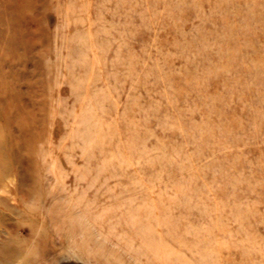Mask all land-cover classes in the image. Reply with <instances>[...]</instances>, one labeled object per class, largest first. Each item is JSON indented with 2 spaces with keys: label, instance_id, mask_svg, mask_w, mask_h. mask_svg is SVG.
<instances>
[{
  "label": "rangeland",
  "instance_id": "obj_1",
  "mask_svg": "<svg viewBox=\"0 0 264 264\" xmlns=\"http://www.w3.org/2000/svg\"><path fill=\"white\" fill-rule=\"evenodd\" d=\"M2 86L27 263L264 264V0H0Z\"/></svg>",
  "mask_w": 264,
  "mask_h": 264
},
{
  "label": "bare ground",
  "instance_id": "obj_2",
  "mask_svg": "<svg viewBox=\"0 0 264 264\" xmlns=\"http://www.w3.org/2000/svg\"><path fill=\"white\" fill-rule=\"evenodd\" d=\"M19 91H21L19 89ZM22 94V92H21ZM17 96L10 91L9 86H2V88H0V112L2 114L3 117V123H4V127L5 128H9V125L12 121V113L15 112L14 109L17 110L16 113L20 112V108L19 106H25V103L23 101L22 98H16ZM14 102L15 100L18 105L17 106H12L10 105L9 101ZM8 105L10 106L9 110L7 111V107ZM6 110V111H5ZM1 140V139H0ZM23 179V178H21ZM3 177L2 174L0 176V184L3 183ZM13 180L10 181L9 184H12ZM9 184L7 186L4 185V189L5 191L9 192L11 191V189H9ZM20 184V182H19ZM23 184V182H22ZM21 184V185H22ZM26 194H31L32 195V188L27 186V190H26ZM21 194V192H20ZM15 199L18 198L17 204L20 205V208L17 206H13L9 200H3L0 197V200L2 201V203H0L1 205L4 206V209L7 210L9 212V214H5L4 212L0 211V264H11V262H14V264H30V262H26L25 261V256L24 253L20 252L18 247L12 248L11 243L14 241L15 243H19V241H17L18 238L15 237H10V238H5V236H8L9 234L15 232L18 233L19 232V228L23 223V217L27 216L24 211L21 209V204L24 198V195H17L15 196ZM53 210V209H52ZM15 215L17 217V219H13V221L10 218L11 215ZM8 217V219H7ZM9 220H11L13 223H11ZM12 229V230H11ZM30 231L32 232V234L34 233V236L38 237L39 236V232L38 231H34L32 230V228H29ZM11 230V231H10ZM5 238V240H4ZM79 246V245H78ZM80 247V246H79ZM81 248V247H80ZM87 251H85L86 253ZM87 255L89 256L88 252ZM95 258V257H94ZM36 259L34 258L33 262H31V264H36L37 261H35ZM39 264V263H38Z\"/></svg>",
  "mask_w": 264,
  "mask_h": 264
},
{
  "label": "water",
  "instance_id": "obj_3",
  "mask_svg": "<svg viewBox=\"0 0 264 264\" xmlns=\"http://www.w3.org/2000/svg\"><path fill=\"white\" fill-rule=\"evenodd\" d=\"M61 262L59 261L57 264H60ZM72 264H83L81 262H78V261H75V260H72Z\"/></svg>",
  "mask_w": 264,
  "mask_h": 264
}]
</instances>
